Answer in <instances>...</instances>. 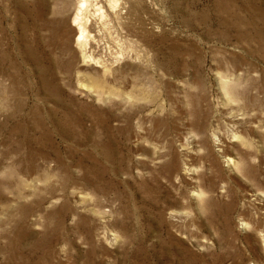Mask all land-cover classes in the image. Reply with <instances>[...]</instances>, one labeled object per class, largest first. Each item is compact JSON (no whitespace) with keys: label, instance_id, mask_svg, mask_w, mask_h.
<instances>
[{"label":"rangeland","instance_id":"1","mask_svg":"<svg viewBox=\"0 0 264 264\" xmlns=\"http://www.w3.org/2000/svg\"><path fill=\"white\" fill-rule=\"evenodd\" d=\"M135 1L0 0V264H264V0Z\"/></svg>","mask_w":264,"mask_h":264},{"label":"bare ground","instance_id":"2","mask_svg":"<svg viewBox=\"0 0 264 264\" xmlns=\"http://www.w3.org/2000/svg\"><path fill=\"white\" fill-rule=\"evenodd\" d=\"M77 2V9L76 12L74 14V18L71 22V31L73 33L72 36V41L75 43V46L80 50L81 52V57L83 58V61L86 62L88 59L93 60V62L96 64L99 63V61H97L92 55H88L87 54V49L90 46V41H91V33H90V27L89 25L92 23V20H98L101 22L106 21L109 17L107 16V12L109 8L113 13L117 14L119 16V19L121 20L122 25H126L128 28L131 24L130 22V16L132 15V12L136 6V1L135 0H76ZM65 5V4H64ZM255 7V15H257L258 17L263 15L258 13L259 9L257 8V6ZM216 8H217V13L219 16V12L221 11V4L218 2L216 4ZM208 9H210V7H208ZM225 11V10H224ZM227 11V10H226ZM221 14V13H220ZM222 15V14H221ZM224 16V15H223ZM256 16V17H257ZM108 17V18H107ZM222 17V16H221ZM264 17V15H263ZM243 21V20H241ZM240 22V21H238ZM250 22V21H249ZM219 24L222 25L224 24L223 21L220 19L219 20ZM252 24L254 25V30L257 33L258 36V20L257 18H255L252 22ZM144 25V23H143ZM225 25V24H224ZM237 24H235V27ZM228 26V25H227ZM262 26V25H260ZM230 27V26H228ZM43 28V27H42ZM145 28V27H143ZM252 30V29H251ZM145 31V30H144ZM255 31H252L253 34ZM236 33V32H234ZM245 33V32H244ZM226 34V33H225ZM256 35V34H255ZM254 35V36H255ZM227 36V35H226ZM251 37V36H250ZM256 41V40H255ZM250 42V41H249ZM263 42V41H262ZM246 43H248L246 41ZM255 43V42H254ZM253 43V44H254ZM258 43V40H257ZM71 45V44H70ZM236 45V44H235ZM258 45V44H257ZM73 53V52H72ZM252 53V52H251ZM261 53V52H260ZM96 64V65H97ZM251 72V71H250ZM249 72V73H250ZM219 73V72H218ZM220 74V73H219ZM251 75V74H250ZM223 78V77H222ZM234 80V78L232 79V81ZM236 81V80H235ZM227 84L231 83L229 80L226 81ZM240 88V87H238ZM258 89V88H257ZM237 90V88H236ZM244 91V90H243ZM259 92V90H256ZM238 92V91H237ZM246 93V92H244ZM258 95V94H257ZM246 96V95H245ZM232 97V96H231ZM241 97V96H240ZM239 97V100H240ZM230 98V97H229ZM243 98V97H241ZM235 99V98H234ZM250 100V98H245L242 99L244 101V104L242 105H249L248 101ZM258 99L257 97L255 98V100ZM261 99V98H260ZM259 100V99H258ZM234 101V100H233ZM236 101V99H235ZM234 101V102H235ZM261 101V100H260ZM239 102V101H238ZM240 103V102H239ZM240 104V105H241ZM231 106V105H230ZM235 106H237L235 104ZM262 106V105H261ZM239 107V105L237 106ZM263 111V110H262ZM244 112V111H243ZM248 114V113H247ZM243 115V114H242ZM237 116V115H236ZM248 116V115H247ZM250 116H252L250 114ZM249 116V117H250ZM248 117V118H249ZM255 117V116H254ZM236 118V117H235ZM243 118V117H242ZM256 118V117H255ZM237 119H241L237 118ZM259 122V121H258ZM261 124H264V120H260ZM232 124H229L230 127H232V131H234V134H225L223 135V137H220L219 139L216 138V140H219L221 143H229V142H236L238 139H241V136L238 135L239 131L236 129L235 130V126L237 127L236 121H231ZM242 124V123H241ZM259 127V126H258ZM221 130V129H220ZM218 131V130H217ZM256 140V139H255ZM217 142V141H216ZM252 142V141H251ZM219 145V144H218ZM232 156V155H231ZM233 161V159H230ZM226 163V162H225ZM97 165L94 161H90L89 165H85V164H79L77 165L78 168H95ZM68 168H71L72 166H67ZM174 216V215H173ZM171 218V217H170ZM175 219V218H174Z\"/></svg>","mask_w":264,"mask_h":264}]
</instances>
